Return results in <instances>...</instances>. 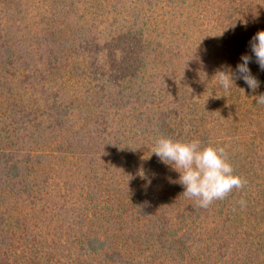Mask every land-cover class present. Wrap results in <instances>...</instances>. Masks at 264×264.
Listing matches in <instances>:
<instances>
[{
	"label": "trees",
	"instance_id": "obj_1",
	"mask_svg": "<svg viewBox=\"0 0 264 264\" xmlns=\"http://www.w3.org/2000/svg\"><path fill=\"white\" fill-rule=\"evenodd\" d=\"M26 1L39 8L33 25L19 14L29 5L0 0V264H264V72L249 65L261 86L246 98L240 81L224 92L209 78L250 54L262 0H170L204 1L217 22L170 40L144 35L157 23L124 0H94L90 17L85 3ZM160 137L222 147L245 186L197 207L152 154ZM70 162L90 186L77 212L45 191L53 166ZM53 226L85 228L78 249H47Z\"/></svg>",
	"mask_w": 264,
	"mask_h": 264
},
{
	"label": "clouds",
	"instance_id": "obj_2",
	"mask_svg": "<svg viewBox=\"0 0 264 264\" xmlns=\"http://www.w3.org/2000/svg\"><path fill=\"white\" fill-rule=\"evenodd\" d=\"M250 54L240 56L235 68L222 65L214 75L216 84L230 92L236 81H242L250 92H256L261 81L253 75L249 65L255 63L264 72V31H258L249 41ZM255 103L264 105V92L255 96ZM160 162L179 173L178 181L186 198L195 200L197 207L207 209L214 201L223 200L233 189H242L245 181L234 169L222 147H201L198 140L182 142L167 137L156 140L152 149ZM241 207L244 200L237 202Z\"/></svg>",
	"mask_w": 264,
	"mask_h": 264
},
{
	"label": "rangeland",
	"instance_id": "obj_3",
	"mask_svg": "<svg viewBox=\"0 0 264 264\" xmlns=\"http://www.w3.org/2000/svg\"><path fill=\"white\" fill-rule=\"evenodd\" d=\"M21 1L24 3V5L26 4L25 8L28 5L29 6L27 7V9L23 10V12L19 13L20 16L23 15L24 17L23 21L30 22V24L33 25V22L31 21H37L36 14L38 13L39 8L38 9L34 8L35 5L29 4L26 0H21ZM59 1L60 0H51L50 2L57 3ZM81 1L83 2H79V0H67L66 3L70 7V9L71 7L73 8L83 7V3H85L86 5H88L87 6L88 8H85L84 12L87 13L86 14L87 17H90L89 12L92 13L90 4H93L94 0H81ZM215 1L216 3H219V4L222 3V0H215ZM258 1L259 0L254 1V6L261 5V0H260V3ZM120 2L122 4H126V9L128 10L134 9L135 5L136 7H139V8L142 7L143 17L146 16L149 26L150 25L152 26L153 24L157 23L154 28H150V29L148 28L144 32L145 33L144 35H148V33L150 32L151 37H153L154 35L157 37L159 36L161 38L164 37L165 39L170 40L172 38L170 34L176 38L183 30L190 29V27L192 28V26L194 29L198 31L202 30L203 33L210 34L211 31L215 30L214 25L217 24V22L212 20L211 17L206 13V9H205L206 3L204 4L203 3L204 1L203 2L201 1L199 5L197 3V5L193 7L186 6L180 9L176 8L175 5H171L172 1L170 0H165V1L162 0L161 2H158V4H156V2H154V4H142V2L140 3V0H128L127 2L124 0V2L118 1V5ZM133 2H135V4ZM47 5H48V2H47ZM262 5L264 6V0H262ZM0 9H1V6H0ZM115 12L107 10L106 12L103 11L97 16L95 21L97 25L96 29H98V32L108 31V27L110 23L112 22L113 17L116 15ZM0 16H2L1 13H0ZM130 16H131L130 14H128V16H123V17L122 15H119V18L127 19L128 17L130 18ZM28 24L29 23H24V28L26 26L28 27ZM126 24L127 23L125 22L124 25ZM177 26L178 28L181 27V29L176 28ZM181 70L184 71L183 69ZM170 78L176 79L175 75H170ZM209 78H211L212 80H215L214 76H209ZM240 82H241L240 86L242 87L240 93L242 96L247 97L250 91L242 81ZM255 93H252V94L255 96ZM47 104L45 102V107ZM0 105H2L1 107H3V104H0ZM41 105H44V101L41 102ZM87 159H89L88 156H87ZM70 164L71 162L68 165H63L65 167H63V169L60 170L62 174H59L60 172H58V170L56 169L57 166H53L55 167L54 169L55 173L50 172L49 186L45 188V191L49 190V192H51V196L56 197V199H58L60 203H62V205L66 209H70V210L73 209V211L77 212L78 207H81V209H79L80 211L84 210L85 206L81 205V203H83L81 196L83 195V193L84 194L88 193L87 189H89L90 186L88 185V181H83L81 180L83 178H79L78 176H76L78 173L76 172L78 168L76 166H72V165L70 166ZM81 181H83V185ZM55 183L57 184L55 185ZM83 188H84V191H83ZM59 192H63L61 196L58 195ZM85 203L86 202L84 201V204ZM75 216L76 214H74V219H75ZM75 228L76 227H74L73 230L70 231V233L67 235L64 234L66 233L65 231H67V229H63V230H60V228L55 229L54 226L50 227V229H46L47 233H51L48 235L45 234L47 238V242H48V244L46 243V248L49 249L50 246H55V245L59 246L61 244L62 246H64L66 251L68 250L76 251L78 249L77 240L80 238L81 235L85 234V230H84L85 228H78L77 231L74 230Z\"/></svg>",
	"mask_w": 264,
	"mask_h": 264
}]
</instances>
